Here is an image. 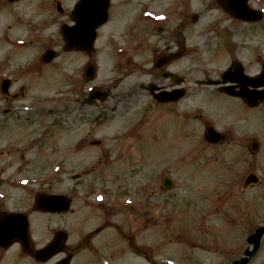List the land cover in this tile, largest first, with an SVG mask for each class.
Instances as JSON below:
<instances>
[{
  "label": "rangeland",
  "instance_id": "obj_1",
  "mask_svg": "<svg viewBox=\"0 0 264 264\" xmlns=\"http://www.w3.org/2000/svg\"><path fill=\"white\" fill-rule=\"evenodd\" d=\"M56 1H60L63 14L57 12ZM78 2L15 0L11 3V0H0V62L8 58L4 61L9 65L27 66L47 50L56 52L57 57L51 64H38L13 86V91L26 87L23 100L26 104L60 93L59 99L68 98L70 102L71 97L63 93L69 92V86L82 79V66L87 61L96 64V80L87 83L83 78V90L108 87L110 102L122 100L125 108L122 119L95 120L94 109L73 103L70 115L68 112L70 128H65L66 132L56 128L46 136L29 122L28 115L22 114L0 135V147L7 141L15 146L8 156L0 158L3 176L0 192H4L2 196L7 195L0 203L9 206L12 201L11 205L17 209L33 211V193L41 191L44 182H51L47 179L56 175V164H63L65 174L56 179H59L57 188L64 191L72 189L71 172L80 176L83 169L90 172L85 176L89 183L83 185L89 192L101 182L111 181L108 176L122 175V260L115 262L227 264L238 258L247 248V237L264 224V103L242 114L239 112L241 102L227 98L215 87L204 85V81L216 79L234 61L241 62L251 76L260 73L264 62V18L254 24L236 22L218 0H178L182 5L175 15L178 19L190 16L191 20L187 26L189 34L184 37L191 48L189 98L177 105L169 99L161 101L155 94L139 91L145 94L138 103L137 95L130 94L128 87L147 86L158 80L154 73L155 79L148 76L143 68L150 64L147 70L151 68L152 51L167 49L170 43L175 45L179 35L175 36L173 29L177 22L158 23L155 33L145 32L148 39L140 53L131 51L134 49L131 47L129 53L121 54V41L122 48L135 43L130 33L136 26L142 3L152 2L151 13L147 16L158 19L164 16L163 10L168 6L175 9L174 1L111 0L109 22L98 30L96 51L89 56L90 60L81 53L66 51V43L59 33V24H73L71 12ZM249 5L264 13V0H249ZM192 15L198 16L197 22ZM215 23L216 33L208 29ZM203 31L208 34L202 36ZM18 41L26 44L16 48ZM8 48L12 56L7 57ZM119 65L122 71L125 69L126 76H121ZM170 68L187 71L183 63L171 64ZM186 104H189L190 113L183 115ZM112 112H115L114 106ZM208 122L218 130L233 127L238 132L237 139L226 136L218 145L203 142ZM120 132L122 140L112 141L111 137ZM98 136H104L106 142L94 147L91 143ZM251 140L261 145L256 154L248 151ZM120 161L121 169H115V163ZM251 173L260 178V183L242 188ZM166 176L175 182L174 189L168 193L159 188ZM10 178L23 185H10L9 189L6 180ZM152 184L158 190L139 191L144 186L153 188ZM47 188L55 186L51 183ZM77 217L73 208L60 220L62 229L68 234L66 246L74 247L71 264L98 263V257L87 253L84 245L77 247L78 235L87 226L85 219L79 221ZM30 220L38 237H48L47 230L55 223L53 218L39 213L30 214ZM21 257L14 246L1 264H13ZM249 264H264V237L259 252Z\"/></svg>",
  "mask_w": 264,
  "mask_h": 264
},
{
  "label": "flooded vegetation",
  "instance_id": "obj_2",
  "mask_svg": "<svg viewBox=\"0 0 264 264\" xmlns=\"http://www.w3.org/2000/svg\"><path fill=\"white\" fill-rule=\"evenodd\" d=\"M180 29H184L186 23L182 20ZM185 30L183 33V38L178 36L176 43L184 46L185 44ZM143 50H141L142 52ZM122 119V114H121ZM8 122H0V135L8 130ZM5 145V144H4ZM10 151V148L9 150ZM2 173V172H1ZM114 183L108 188H112L111 192H108L106 188L102 191L100 187L97 191L85 192V186L79 183V179L73 180V205L78 213L77 219L81 221L85 219L87 226L85 231H82L77 238V247L83 246L87 250V253L91 255H96L98 260L103 258V254L106 253L109 259L114 261L122 260V178H113ZM117 185V189L115 185ZM51 194H58L56 189L47 190ZM103 196L102 202H97L98 196ZM6 204H0V218L1 221L4 215L8 211H18L13 207L9 210L6 208ZM43 216L53 217L55 223L49 226V230L53 232V229L59 224L61 225L60 214H43ZM1 223V222H0ZM34 235V234H33ZM32 237V236H31ZM34 237V240H33ZM31 243L29 242L28 248L25 251L22 249L21 244L13 243L14 245L6 250L0 247V264L4 257H7L14 246H17V253L22 254L21 258H16L13 264L18 261L20 264H46L48 261L40 260L43 257L39 256L40 248L44 247L48 242L47 237H35L33 236ZM101 238V241H100ZM42 240V241H41ZM75 251L74 247H66L62 253H60L59 259H54L52 264L66 259L69 257V264L72 263Z\"/></svg>",
  "mask_w": 264,
  "mask_h": 264
},
{
  "label": "water",
  "instance_id": "obj_3",
  "mask_svg": "<svg viewBox=\"0 0 264 264\" xmlns=\"http://www.w3.org/2000/svg\"><path fill=\"white\" fill-rule=\"evenodd\" d=\"M235 2H239V0H227L224 4H225L226 7H228V6L231 7V5L233 3H235ZM85 14H86L87 17H90L91 15H93V12L92 11H88V12L86 11ZM258 18H259V16L256 15L255 19H258ZM64 35L66 36L67 39L68 38L69 39H74V35L72 33H68V29L64 32ZM250 180L251 181L253 180L254 182L256 181L255 179H252V178ZM170 187L171 186L169 185L167 187V189H169ZM64 205H65L66 209L69 208V203L68 202L65 201ZM263 234H264V227L258 229L256 234H254L253 236H251L249 238V243H254V245H255L254 246V251L253 252H247L246 254L248 255L249 258L248 259H242L240 262H237L236 264H246L249 259L253 258L256 255V253H257V251H258V249L260 247V242H261V238H262Z\"/></svg>",
  "mask_w": 264,
  "mask_h": 264
}]
</instances>
